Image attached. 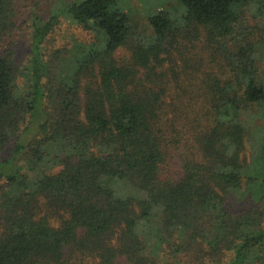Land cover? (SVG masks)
Listing matches in <instances>:
<instances>
[{
    "label": "trees",
    "instance_id": "1",
    "mask_svg": "<svg viewBox=\"0 0 264 264\" xmlns=\"http://www.w3.org/2000/svg\"><path fill=\"white\" fill-rule=\"evenodd\" d=\"M46 1L0 0V264H264V0Z\"/></svg>",
    "mask_w": 264,
    "mask_h": 264
},
{
    "label": "rangeland",
    "instance_id": "2",
    "mask_svg": "<svg viewBox=\"0 0 264 264\" xmlns=\"http://www.w3.org/2000/svg\"><path fill=\"white\" fill-rule=\"evenodd\" d=\"M128 9L130 11V15L132 17L133 22L137 26H141V28L146 26L148 16L152 13H155L159 9H174L178 6L176 0H123ZM17 5L20 9V13L22 17H27L31 10L39 13L43 17H48L50 15V11L52 9V5L49 1L46 0H17ZM176 12L179 13V9H176ZM61 24L57 29V33L54 36L55 40H52L50 46L52 44L55 46H60L64 44L72 45V43L76 41L82 42H90L91 35L83 30L81 27L72 24L66 18L61 19ZM22 46L19 49L20 57L22 60L24 57V53L26 51L27 42L25 40H21ZM172 169L174 173H178L180 170V165L177 159H173ZM127 264V263H124Z\"/></svg>",
    "mask_w": 264,
    "mask_h": 264
}]
</instances>
